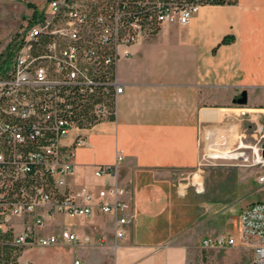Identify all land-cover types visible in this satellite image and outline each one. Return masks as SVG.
<instances>
[{"label": "crops", "instance_id": "obj_1", "mask_svg": "<svg viewBox=\"0 0 264 264\" xmlns=\"http://www.w3.org/2000/svg\"><path fill=\"white\" fill-rule=\"evenodd\" d=\"M225 35L233 39L221 43ZM161 37L179 47L170 60H150ZM118 74L124 88L117 117L85 132L68 183L95 191L115 180L132 221L116 236L110 213L60 215L56 230L66 227L89 240L24 247L19 264H190L191 247L183 238L200 212L186 184H175L177 171L196 168L201 152L264 116V0L203 5L187 24L164 27L134 46ZM242 90L247 99L238 104ZM117 151L123 158L115 177L95 175Z\"/></svg>", "mask_w": 264, "mask_h": 264}, {"label": "built area", "instance_id": "obj_2", "mask_svg": "<svg viewBox=\"0 0 264 264\" xmlns=\"http://www.w3.org/2000/svg\"><path fill=\"white\" fill-rule=\"evenodd\" d=\"M216 1L46 0L0 44V243L87 242L69 228L56 230V218L96 212L112 214L116 236L124 233L133 216L115 180L95 191L69 185L76 148L95 124L116 119L124 88L118 64L133 47L164 27L187 24L200 7ZM246 134L238 141L243 148L231 153L261 169L263 186L264 124H256L252 141L245 142ZM122 158L117 151L115 161L97 166L95 175L115 177ZM236 231L208 235L202 245L239 242L251 250L250 264H264V199L240 209Z\"/></svg>", "mask_w": 264, "mask_h": 264}, {"label": "rangeland", "instance_id": "obj_3", "mask_svg": "<svg viewBox=\"0 0 264 264\" xmlns=\"http://www.w3.org/2000/svg\"><path fill=\"white\" fill-rule=\"evenodd\" d=\"M45 4L46 0H0V44L5 43L29 15L42 9ZM175 27L177 25L173 28ZM169 38L161 37L154 42L150 60L153 57L170 60L173 49L179 46ZM259 123L264 124L263 115L247 120L245 142L253 140L251 134ZM240 136L238 132L230 136L224 135L221 145L201 152L196 168L177 171L179 177L175 184H186V189L195 195L200 212L197 222L185 232L183 238L191 247L193 258L190 264L251 263V250L239 242L228 247L201 246V240L207 235L226 232L237 235L240 209L251 200L264 199V185L261 186L257 179L261 170L258 166H249L242 158L210 156L212 153L242 149L243 147L238 146ZM229 138L235 140L230 142Z\"/></svg>", "mask_w": 264, "mask_h": 264}, {"label": "trees", "instance_id": "obj_4", "mask_svg": "<svg viewBox=\"0 0 264 264\" xmlns=\"http://www.w3.org/2000/svg\"><path fill=\"white\" fill-rule=\"evenodd\" d=\"M233 0L229 1H222L218 0L216 1V4L220 3H228ZM233 39L232 35H225L221 39V43H228ZM6 237H10L9 233L6 234ZM24 247L23 246H17L13 244L11 241H5L0 243V264H19L18 257Z\"/></svg>", "mask_w": 264, "mask_h": 264}, {"label": "bare ground", "instance_id": "obj_5", "mask_svg": "<svg viewBox=\"0 0 264 264\" xmlns=\"http://www.w3.org/2000/svg\"><path fill=\"white\" fill-rule=\"evenodd\" d=\"M234 153H231V151H222V152H218V153H212L210 154L211 157H232L233 158V155Z\"/></svg>", "mask_w": 264, "mask_h": 264}, {"label": "water", "instance_id": "obj_6", "mask_svg": "<svg viewBox=\"0 0 264 264\" xmlns=\"http://www.w3.org/2000/svg\"><path fill=\"white\" fill-rule=\"evenodd\" d=\"M246 99H247V97H246V91L245 90H242L240 92V95L238 97H236L234 99V101L236 103H238V104H244L246 102Z\"/></svg>", "mask_w": 264, "mask_h": 264}]
</instances>
